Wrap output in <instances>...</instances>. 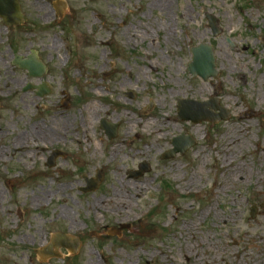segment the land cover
Wrapping results in <instances>:
<instances>
[{"label":"rangeland","instance_id":"1","mask_svg":"<svg viewBox=\"0 0 264 264\" xmlns=\"http://www.w3.org/2000/svg\"><path fill=\"white\" fill-rule=\"evenodd\" d=\"M54 1L20 0L23 27L0 20V264H264V0H65L61 20ZM200 44L215 59L207 82L187 72ZM32 51L47 67L42 99L12 64ZM210 99L228 121L176 122L178 100ZM182 133L197 145L162 160ZM119 181L125 214L91 208ZM59 233L79 251L39 261Z\"/></svg>","mask_w":264,"mask_h":264},{"label":"water","instance_id":"2","mask_svg":"<svg viewBox=\"0 0 264 264\" xmlns=\"http://www.w3.org/2000/svg\"><path fill=\"white\" fill-rule=\"evenodd\" d=\"M0 19H3L8 25L17 27L18 23L22 20L20 7L18 6L15 0H0ZM207 21L209 22V27L213 32V36H217L218 32L215 28V21L212 17H207ZM191 55H193L192 62L188 64V73L196 78L197 76L202 78L204 81H207L208 78H216L217 73L215 70V59L214 54H212V48L208 45L201 44L196 46V48L191 49ZM19 67H22L28 71L32 76L40 77L43 68L36 65L33 62L32 58L29 59L28 62L21 64L20 62L17 63ZM43 94H47V91H43ZM208 107L209 109L217 110L220 112L219 115H214L211 112H207L204 108ZM178 119L181 121H190L195 124H198L201 121L211 122L212 124L227 121L228 113L224 109H219L215 102L209 103H196L191 100L187 101H179L178 106ZM105 131H110L106 124L103 123L102 127ZM116 127L111 128V132H107V136L109 139L114 138L115 136ZM172 145L174 146V150L170 151L167 157H174L175 154L180 152L183 154L189 148L193 147L195 144L192 139L185 140L183 136L178 137L177 139L172 141ZM147 167V165H145ZM147 170V168H146ZM135 175H139L135 173ZM134 175V176H135ZM101 176H97V183L93 182L92 180L88 181V189L84 191H91L94 190L99 183ZM51 242L49 246L44 247L38 250L37 255L40 257V261H43L49 257H56L53 248L55 250L60 249L61 247L68 250L72 254H76L79 247V242L73 238H68L65 235L56 234L53 235L51 238ZM57 258V257H56Z\"/></svg>","mask_w":264,"mask_h":264},{"label":"bare ground","instance_id":"3","mask_svg":"<svg viewBox=\"0 0 264 264\" xmlns=\"http://www.w3.org/2000/svg\"><path fill=\"white\" fill-rule=\"evenodd\" d=\"M126 86V84L123 85V87ZM203 91L199 90V93H201ZM101 109L99 107H94L92 109H88V115L89 118L91 115H96L98 114V112H100ZM91 114V115H90ZM154 126L153 124L149 125ZM197 132V131H196ZM97 150V149H96ZM223 166H225L223 164ZM128 185L123 183L122 181L118 182V190L114 189V193L112 195V197L108 198V199H104L102 198V200L98 199L95 200L94 202H92V206L91 208L95 209V210H101L103 211L106 207H109L113 213H119V214H125V210L126 209H130L131 208V203H129V201H127L126 198H128L129 196L125 197L122 195V191L126 192V189H128ZM131 191H133L134 193L138 192L139 188L137 186L130 188ZM62 216L65 219H69V213H67L66 211L62 212ZM95 261H92V264H94Z\"/></svg>","mask_w":264,"mask_h":264},{"label":"flooded vegetation","instance_id":"4","mask_svg":"<svg viewBox=\"0 0 264 264\" xmlns=\"http://www.w3.org/2000/svg\"><path fill=\"white\" fill-rule=\"evenodd\" d=\"M64 1V5H65V7L61 10V12H59V13H57V15L54 13V16L56 17V16H58V20H61V18H63V13H64V11L66 10V8H68V5H67V2L65 1V0H63ZM19 2H20V0H19ZM53 13V12H52ZM24 18V17H23ZM24 22H25V18H24ZM24 22H23V24L22 25H20L19 27H17V28H20V27H23V25H25L24 24ZM0 42H3V38L1 37V35H0ZM25 72V71H24ZM26 73V72H25ZM27 75H28V73H27ZM28 78H29V75H28ZM36 81H38V83H36V84H25L24 85V87L22 88V91H23V89L24 88H26L27 86L31 89V91H33V93L36 95V97H38L39 99H42L44 96H42V97H40L39 95H38V91H37V89H35V87H39L40 85H41V83H42V78H41V80H37V79H35ZM8 87V86H7ZM49 91H50V93H51V90L49 89ZM0 96H2V95H0ZM2 97H7V96H2ZM67 100H68V96H67ZM56 151H59V150H56ZM56 151H53V152H56ZM60 152V154L62 155V156H64V153L63 152H61V151H59ZM52 153V152H51ZM51 153H50V155H51ZM49 155V156H50ZM48 156V157H49Z\"/></svg>","mask_w":264,"mask_h":264}]
</instances>
